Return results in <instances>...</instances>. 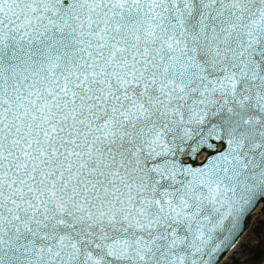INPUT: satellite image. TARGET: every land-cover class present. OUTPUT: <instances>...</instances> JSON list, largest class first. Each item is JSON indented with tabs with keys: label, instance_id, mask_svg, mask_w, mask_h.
I'll return each instance as SVG.
<instances>
[{
	"label": "snow or ice",
	"instance_id": "obj_1",
	"mask_svg": "<svg viewBox=\"0 0 264 264\" xmlns=\"http://www.w3.org/2000/svg\"><path fill=\"white\" fill-rule=\"evenodd\" d=\"M261 202L264 0H0V264H220Z\"/></svg>",
	"mask_w": 264,
	"mask_h": 264
},
{
	"label": "rangeland",
	"instance_id": "obj_2",
	"mask_svg": "<svg viewBox=\"0 0 264 264\" xmlns=\"http://www.w3.org/2000/svg\"><path fill=\"white\" fill-rule=\"evenodd\" d=\"M222 264H264V207L254 214L250 229Z\"/></svg>",
	"mask_w": 264,
	"mask_h": 264
},
{
	"label": "water",
	"instance_id": "obj_3",
	"mask_svg": "<svg viewBox=\"0 0 264 264\" xmlns=\"http://www.w3.org/2000/svg\"><path fill=\"white\" fill-rule=\"evenodd\" d=\"M264 202H261L260 204H263ZM260 204H258V205H260ZM258 205L246 216V217H244L243 219H242V221H241V224H240V228H241V231H240V233H239V238L241 237V235L247 230V228L249 227V225H250V222H251V215H252V213L256 210V208L258 207ZM239 240V239H238ZM237 240V241H238ZM232 248H230V249H228L224 254H223V258L227 255V253L231 250ZM222 258V259H223ZM222 259H221V261H222ZM220 261V262H221Z\"/></svg>",
	"mask_w": 264,
	"mask_h": 264
}]
</instances>
